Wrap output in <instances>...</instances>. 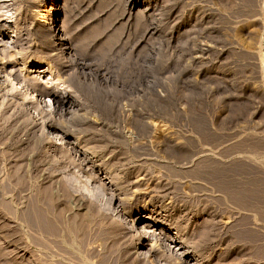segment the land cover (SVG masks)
<instances>
[{"label": "rangeland", "instance_id": "1", "mask_svg": "<svg viewBox=\"0 0 264 264\" xmlns=\"http://www.w3.org/2000/svg\"><path fill=\"white\" fill-rule=\"evenodd\" d=\"M0 40V264H264V0H0Z\"/></svg>", "mask_w": 264, "mask_h": 264}, {"label": "bare ground", "instance_id": "2", "mask_svg": "<svg viewBox=\"0 0 264 264\" xmlns=\"http://www.w3.org/2000/svg\"><path fill=\"white\" fill-rule=\"evenodd\" d=\"M46 11V14L45 13H43L42 14V17H46L47 18V15H50L51 16V20H53V14L50 12H48L47 10H45ZM48 12V13H47ZM49 18V17H48ZM48 21V20H46L47 22H44L43 24H44V26L45 27H48V30L51 32H53V33H50L49 34V41H50V43H51V49H50V52L52 53V55L53 54H55L54 52L57 50L58 51V49H68L67 48V44H66V38L64 39L63 38V35L62 34H60V33H58V31H57V27L56 28H54V26H53V24H54V21ZM52 24V25H51ZM50 25V26H49ZM61 32V31H60ZM1 41V40H0ZM49 45V44H48ZM61 51V50H60ZM59 51V52H60ZM35 68V67H34ZM38 68H40V67H38ZM42 69H39V70H32L33 72H38L39 71V73H40V71H41ZM41 72H43V71H41ZM46 96H49V97H52V100H53V102H54V105H56V107H58V108H62V104H63V102H64V99H63V96L62 97H60V95L58 96L57 94H56V92H51L50 90L45 94ZM63 109V108H62ZM61 109V110H62ZM70 109V108H69ZM69 109L68 110H66V111H68V113H69ZM65 110V109H64ZM67 113V112H66ZM71 113V112H70ZM51 121V120H50ZM53 123V122H52ZM59 123V122H58ZM46 125V124H45ZM44 128H46V127H44ZM50 128H53V130H57V129H59L60 130V127H57V125L55 124H52V125H50ZM64 143V142H63ZM73 143V142H72ZM74 143H75V141H74ZM73 143V144H74ZM62 144V143H61ZM64 145V144H63ZM75 145V144H74ZM77 146H78V144H77ZM73 148V147H72ZM72 150H74V149H72ZM83 164V163H82ZM219 164V163H218ZM208 167V166H207ZM203 169V168H202ZM212 171V170H211ZM222 172V171H221ZM218 184V183H217ZM230 186V185H229ZM238 192V191H237ZM119 201V200H118ZM123 205V204H122ZM122 205H120V206H122ZM122 209L123 210H125V208L124 207H122ZM115 210V209H114ZM37 212V211H36ZM35 212V213H36ZM160 212V211H159ZM38 214H39V212H37ZM37 213H36V215H37ZM114 213V212H113ZM40 215V214H39ZM42 216V215H41ZM151 216V215H150ZM39 217V216H38ZM40 218V217H39ZM38 218V219H39ZM135 220L136 219H130V221H131V224L132 225H134L135 224ZM160 220H158L157 218H154V217H150V223L149 224H144V226H155L156 224H155V222L157 223V222H159ZM153 224V225H152ZM129 226V225H128ZM143 230V231H142ZM142 232H143V237H142V235L140 236L141 237V239H140V241H138L136 244H135V250L137 251V252H139V250H141V249H143V248H147V247H149L148 248V251L150 252V255L151 256H154L156 253L155 252H157L156 251V245H155V243L154 242H152V243H150V240H151V235H153V236H155L158 240H161L162 238H161V233H162V231H160L158 234L156 233V232H153V233H150V231L149 230H146L145 229V227L144 228H142ZM158 235V236H157ZM154 238V237H153ZM156 239V240H157ZM153 241V240H152ZM178 243H181V241H179ZM160 244V243H159ZM169 246V245H168ZM172 248V247H171ZM176 250V249H175ZM178 250V249H177ZM176 253H178V252H176ZM183 253V254H182ZM181 254L182 255H184L185 256V258L186 257H188V255L186 254V252H182ZM184 258V257H183Z\"/></svg>", "mask_w": 264, "mask_h": 264}]
</instances>
